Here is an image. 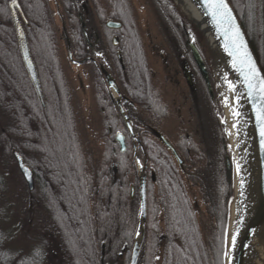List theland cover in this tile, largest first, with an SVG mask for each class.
<instances>
[{
  "label": "trees",
  "instance_id": "obj_1",
  "mask_svg": "<svg viewBox=\"0 0 264 264\" xmlns=\"http://www.w3.org/2000/svg\"><path fill=\"white\" fill-rule=\"evenodd\" d=\"M50 1L19 0L28 21L24 30L41 104L21 60L7 0H0V145L6 154L15 150L32 170L29 193L47 211L48 230L61 251L55 264H128L139 222V203L130 195V187L137 185L138 179L132 144L127 143L126 151L114 155L101 123L103 146L98 156L93 158L84 149L62 69L60 35ZM157 2L162 17L165 13L170 19L174 34L185 32L199 50L194 23L172 0ZM229 2L264 72V0ZM252 14L256 19H251ZM112 17L121 20L122 29L134 41L135 64L128 72L127 89L137 102L133 110L144 115L146 123L155 125L151 118L157 108L146 103L150 88L135 15L124 11V16ZM65 26L72 45V17L65 18ZM159 28L156 34L165 36ZM199 52L207 63L204 50ZM199 85L203 90L201 110L190 109L182 117L175 106L159 108L161 118L166 119L164 126L174 120L170 140L180 151L184 168L178 167L153 135L144 134L138 144L147 181L146 218L137 264H225L232 182L225 174L221 110L201 79ZM182 91L191 103V93ZM133 123L140 125L136 120ZM25 151H30L31 158ZM5 189L0 171V264H51L49 236H38L26 252L7 245Z\"/></svg>",
  "mask_w": 264,
  "mask_h": 264
},
{
  "label": "flooded vegetation",
  "instance_id": "obj_2",
  "mask_svg": "<svg viewBox=\"0 0 264 264\" xmlns=\"http://www.w3.org/2000/svg\"><path fill=\"white\" fill-rule=\"evenodd\" d=\"M17 1L22 10L19 0ZM157 1L159 0H141L140 5L142 8L140 10L144 12V14H142L143 17L147 15L148 18L150 17L152 20H154L155 18V20L159 22L158 15L161 16V21L167 24H165L164 26L167 27L169 32L168 35L166 34L165 36H159L161 39L160 42L158 41L157 36H148V40H146L145 42L142 41V37L140 39L144 49L143 52L145 54L144 57L147 69L146 77L150 88V93L148 95L149 98L148 100H146V103L154 105L157 108L155 109V112L153 113L151 118L155 125H151L144 121L142 115L139 116L134 112L133 108L137 107V102L132 100L127 92V89L129 88L128 72L135 64L134 41L132 40V37L130 35H127L126 30L124 31V29H122L123 24L121 20L112 17V15H116L117 17L124 16V11L127 12V15L133 17V14L135 15L137 10H135L132 0H55V2L57 3L56 7H59L58 12L60 11L59 18L62 33L61 38L65 43L67 57V43L70 47V51L73 58L80 60L85 57H89V59H87L83 63L88 62L91 65L92 76L90 80L92 96L95 101V106L98 108L101 123H104L107 129V133L105 134V136L107 137V145L110 147V151L114 155H116L119 152L126 151L127 143L132 144L138 179L137 185H132L130 187V195L131 198H134L139 203V209L140 172L138 171V163L139 165H141L142 170L144 168L140 159L138 144L144 134H151L156 137L155 133L153 132V129L161 132L171 142L168 134H166L162 129L163 127H161L164 126V122L166 119L161 118L159 108L165 106L168 109L170 106L172 107L177 102L174 98L175 94L173 93V91H180L178 85L175 86L176 63L178 62V64L180 63L179 65H181V62L185 61L187 65L189 64L188 66L190 67L193 73V79H197L199 77L203 81L190 55L188 44L189 40L187 39L186 33L182 31L181 35L175 36L174 31L172 30V28H170V19H166L167 15L165 13L163 15L164 18L162 17V15L160 14V8L157 5ZM7 5L9 10L10 21L13 24L11 15V0H7ZM13 7L17 11V6L13 5ZM18 16L21 20V16L19 14ZM66 17L73 18V32L75 35L73 36L72 45L65 26ZM171 19L173 20V18ZM109 20L119 21L120 27H109L107 25V21ZM135 20L137 23L136 15ZM130 21L131 23H134L133 20L130 19ZM22 24L24 28V25L27 26L28 21L26 24L23 22ZM68 60L72 62L69 57ZM150 63H154L156 72H152ZM180 71L181 73L179 72L178 77L180 79V82L182 83V88H185L183 80L185 83H187V80L184 77V72H182L181 69ZM100 80L101 82H99ZM108 80H110V82H114L117 88L116 92L113 88L114 85L108 84ZM187 85L189 88L190 86L192 87V83L191 85L187 83ZM178 91L177 93H180L181 97L182 92ZM166 96H168V98ZM140 101H142V97H140ZM120 107H122L124 113L128 117V121L134 132V137H131L129 133ZM135 120L139 121L140 125L137 126L136 124H134L133 121ZM117 133H121L123 135L125 145L124 150H121L120 144L115 138ZM156 139L158 138L156 137ZM171 144L179 155L181 163L177 161L173 153L167 147L166 149L169 150V152L172 154L174 161L176 162L178 167L184 168L185 163L184 159L180 156V151L177 150V148L172 142ZM13 151L15 150L11 149L12 156ZM137 156L139 160L138 163ZM144 177L146 186V174H144Z\"/></svg>",
  "mask_w": 264,
  "mask_h": 264
},
{
  "label": "rangeland",
  "instance_id": "obj_3",
  "mask_svg": "<svg viewBox=\"0 0 264 264\" xmlns=\"http://www.w3.org/2000/svg\"><path fill=\"white\" fill-rule=\"evenodd\" d=\"M137 1V2H136ZM137 17V27L140 37H142V41L145 42L148 36H157L158 41L160 42V37L156 34V30L159 29V26L162 27L164 32L168 35V29L164 25L165 22H162L160 19V16L158 15L159 22L155 20H152L150 17L148 18L147 15L143 17L141 8V0H132ZM52 5L53 10V16L54 21L58 30V33L60 35L59 37V52L61 56V63H62V69L66 78V82L68 84V87L71 92V106L73 109V113L76 120V126H77V133L78 137L84 146V149L93 157H97L103 144V135H102V128H101V118L100 114L98 112V108L95 106V101L92 96L91 91V65L86 62L83 64H75L73 62H70L68 60L66 50H65V43L61 38V26H60V11L59 7H56L57 3L55 0L50 1ZM171 18V16H169ZM251 19H256L255 16L252 14ZM155 21V22H154ZM168 21V20H167ZM169 22V21H168ZM167 25V24H166ZM197 32L194 35L196 42L198 43L199 50H204L205 52V58L207 63L204 61V64L206 66V69L208 71V77L210 81V86L212 89V100L216 101L219 105V108L221 110V117H220V129L222 130V144L224 148V156L227 154L230 157V150H229V143L224 131V121H225V115L223 112L222 107V95L221 91L224 85V71H223V65L216 53L213 51V49L209 46L208 41L205 39V37L202 35L201 31L197 28ZM177 34V33H175ZM202 35V36H201ZM177 36V35H175ZM189 41H192L189 37H187ZM194 44L195 42L192 41ZM205 44H204V43ZM162 45V44H161ZM146 50V48H145ZM148 50V49H147ZM198 50V51H199ZM160 51V49H159ZM203 52V51H202ZM147 53V52H146ZM200 53V52H199ZM147 55V54H146ZM149 56V55H148ZM150 57V56H149ZM151 58V57H150ZM149 58V59H150ZM203 59V58H202ZM180 64V63H179ZM178 62L176 63V74H175V86L178 85L180 91L183 92L181 89L185 91H189L191 93V103H189L190 98L186 99V95L188 94H181L177 93V91H173L175 94L176 104L173 106L176 107L178 114H180L182 117L186 116L190 109L193 111H199L201 110V104L199 102V97L202 96L203 90L202 86L199 85V77L197 79H193V73L190 69V67L187 65V63L181 62V65H179ZM181 66V67H180ZM150 67L152 72H156V68L154 63H150ZM179 68V69H178ZM185 70H189L190 76H191V82L194 81V86L192 82L191 89L188 87L187 83L184 82L183 84L185 88H182V83L180 82V79L178 77L179 72L181 73ZM156 78V77H155ZM187 86V87H186ZM171 91V90H170ZM192 91V92H191ZM199 94V95H198ZM185 96V99L188 101L186 102L185 99H182V97ZM168 98V96H166ZM195 109V110H194ZM146 116V115H145ZM144 117V115H143ZM184 119V118H183ZM174 124V120L171 119L170 123L166 126H163V131L168 134L170 137V131L171 129L170 125ZM190 125H192V122L190 120ZM173 131V129H171ZM3 147L0 145V171L3 174L4 181H5V198L8 204V211L7 216L4 221V227L8 231L9 237H8V243L7 245L10 248L20 250L22 252H26L30 249L32 244L35 242L38 236L41 234L49 236L50 238V250L51 251V264H55L58 259L61 258V251L57 247L56 240L51 237L52 232L48 230L47 227V211L44 206L39 203L35 202L32 195L29 193V190L27 188L26 182L23 179L16 161L12 154H6L4 153ZM26 156L28 158H31V153L25 151ZM137 153V152H136ZM138 160V156H137ZM139 161V160H138ZM138 163V162H137ZM142 167L138 163V171L141 172ZM232 182V192H233V198L229 206V224H230V215H231V205L234 199V181H233V166H232V174L230 178ZM229 227V225H228Z\"/></svg>",
  "mask_w": 264,
  "mask_h": 264
},
{
  "label": "water",
  "instance_id": "obj_4",
  "mask_svg": "<svg viewBox=\"0 0 264 264\" xmlns=\"http://www.w3.org/2000/svg\"><path fill=\"white\" fill-rule=\"evenodd\" d=\"M198 7L200 8L209 28L210 31L212 32L213 37L215 38L218 46L215 47L212 45L210 42L208 36L206 35L205 31L202 29V27L198 24L196 19L187 11L185 7L178 1V0H172L174 5L178 7L184 15L194 23L195 27L198 28L202 35L205 37V39L208 41L209 46L213 49V51L218 55V57L221 59V53L225 55V57L228 59V61L233 65V60L234 57L229 54L228 51L225 50V41H226V36L221 28L217 26V23L215 19L213 18L210 10L208 9L207 6V0H194ZM225 3L227 4L228 8L230 9L231 12V17L232 21L231 23L234 24L235 28L239 30L240 34V39L238 43H240V52L247 53V56L245 59L251 60V62L255 65L256 69L258 70L260 80H264V72L261 68V66L258 63L257 57L251 47V44L249 42V39L245 33V30L234 10L232 7L231 3L229 0H225ZM18 5V6H17ZM17 11L13 7V4L11 5V15H12V21H13V26H14V31H15V36H16V41L19 49V53L21 56V60L23 63V66L27 72V75L32 83V86L36 92V95L40 101L41 104H43V98L41 95V90L39 86V81L37 78L36 74V69L35 66L32 62L30 52H29V47L26 39V34L25 30L23 28V23H27L26 18L24 17V14L18 4L17 1ZM18 14L21 16V20L18 16ZM107 25L109 27L113 28H119L120 27V22L116 20H109L107 21ZM63 27V25H62ZM189 51L190 55L192 57L193 62L195 63V66L202 77L207 91L209 95L212 97V89L210 86V81L208 77V71L206 69V66L204 64V61L196 47V45L189 41ZM67 52H68V57L69 59L75 63V64H80L85 62L89 57H85L83 59H75L72 57L70 47L67 43ZM237 76L241 82V85L244 89V92L246 94L250 111H251V116L253 120V125H254V131H255V136H256V143H257V149H258V155H259V188H260V197H259V202L257 204V212L254 213V215H250L243 223L242 228L239 231V234L236 237L232 252H231V257L229 260L228 264H244V252L246 248L247 241L249 239V236L251 232L253 231L254 228V223L257 217L260 215L263 217V224H264V136L261 135L262 129H264V121H262L259 116H258V111L261 107L262 104H264V97L259 92V81H256V87L252 90H250L247 86L246 83H244V76L241 74L240 71H238L236 68H234ZM184 77L187 80V83L191 85V76L189 70L184 71ZM108 84L114 85V90L115 92L117 91V88L114 84V82H110V80L107 81ZM122 114L125 119V123L127 125V128L129 130V133L131 137H134V132L132 130V127L128 121L127 115L124 113L122 107H120ZM153 132L155 133V136L163 143L165 147H167L175 156L177 161L181 163V159L177 152L175 151V148L171 144V142L159 131H156L153 129ZM116 140H118L121 150H124L125 145H124V140H123V135L121 133L116 134ZM139 140V139H138ZM13 156L15 158L17 167L23 177V179L26 182L28 190H32L33 188V173L31 168L25 164L23 158L21 157L20 154H18L16 151H13ZM231 157V156H230ZM224 167H225V174L228 180L231 178L232 174V159L229 158L227 154L224 156ZM139 195H140V209H139V222H138V232L135 235L134 242L131 248V253H130V258L128 264H137L138 260V255H139V246L143 237V223L146 218V186H145V177L143 174V170L139 173ZM229 230V227H228ZM227 251H228V242H227ZM227 251H226V261L225 264H227Z\"/></svg>",
  "mask_w": 264,
  "mask_h": 264
},
{
  "label": "bare ground",
  "instance_id": "obj_5",
  "mask_svg": "<svg viewBox=\"0 0 264 264\" xmlns=\"http://www.w3.org/2000/svg\"><path fill=\"white\" fill-rule=\"evenodd\" d=\"M196 19L213 46L218 44L194 0H178ZM224 85L221 91L222 109L225 115L224 131L229 143L233 166L234 199L231 205L230 224L227 234V264L234 246L232 237L239 234L244 221L257 212L260 197L259 155L249 103L233 65L223 55ZM228 82L234 86L229 88ZM227 97V104L225 103ZM238 98V100H237ZM238 113V115H234ZM235 125V127H233ZM244 264H264V224L263 217H257L246 244Z\"/></svg>",
  "mask_w": 264,
  "mask_h": 264
},
{
  "label": "snow or ice",
  "instance_id": "obj_6",
  "mask_svg": "<svg viewBox=\"0 0 264 264\" xmlns=\"http://www.w3.org/2000/svg\"><path fill=\"white\" fill-rule=\"evenodd\" d=\"M13 5H17V0H11ZM18 6V5H17ZM207 6L210 10L213 18L215 19L217 26L221 28L226 36L225 50L234 57L233 67L236 68L244 76V83L247 84L250 90L256 87V81H259L260 87L259 92L264 97V80H260L258 70L255 65L251 62L250 58L245 59L247 53L240 52V39L239 30L235 28L234 24L231 23L232 17L230 9L228 8L225 0H207ZM99 55V53H98ZM229 88L234 90V86L231 82H228ZM227 97H225V103L227 104ZM238 100V98H237ZM238 115V113H234ZM259 118L264 121V104L261 105L258 111ZM235 127V125H233ZM261 135L264 136V129L261 131ZM139 162V161H137ZM233 243H235V236L232 237Z\"/></svg>",
  "mask_w": 264,
  "mask_h": 264
}]
</instances>
